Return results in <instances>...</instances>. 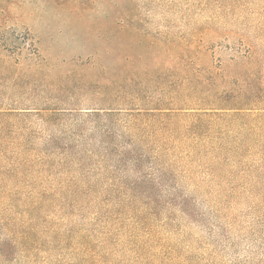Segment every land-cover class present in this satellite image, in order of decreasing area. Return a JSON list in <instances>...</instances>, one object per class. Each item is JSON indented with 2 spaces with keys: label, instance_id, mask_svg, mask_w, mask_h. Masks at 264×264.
<instances>
[{
  "label": "rangeland",
  "instance_id": "obj_1",
  "mask_svg": "<svg viewBox=\"0 0 264 264\" xmlns=\"http://www.w3.org/2000/svg\"><path fill=\"white\" fill-rule=\"evenodd\" d=\"M116 12L139 33L109 39L105 22ZM174 43L206 78L218 75L221 82L238 75V56L252 50L259 60L257 77L264 79V0H0V54L36 48L48 65L36 76L31 63L23 64L30 77L15 86L13 74L0 75V264H73V228L88 224L81 220L91 219L100 199L97 193L86 201L76 196L81 209L73 216V179H81L73 147L98 149L103 141L87 117L95 99L75 90L73 62L98 56V63L112 66L102 53L108 46L129 54L143 45L155 56ZM101 77L95 79L99 84L105 82ZM249 108L262 112L264 106ZM36 110L48 116L45 124L27 116ZM48 144L69 149L36 168H42L37 174L42 184L35 197L24 154ZM86 156L80 160L83 172L91 166ZM67 181L70 187L63 185ZM44 188L52 203L27 214L28 205L47 198ZM224 198L183 183L173 209H160L153 218L159 242L151 264H264V198L256 203ZM180 200L190 206L179 207ZM105 258L106 263L136 264L131 256Z\"/></svg>",
  "mask_w": 264,
  "mask_h": 264
},
{
  "label": "trees",
  "instance_id": "obj_2",
  "mask_svg": "<svg viewBox=\"0 0 264 264\" xmlns=\"http://www.w3.org/2000/svg\"><path fill=\"white\" fill-rule=\"evenodd\" d=\"M105 23L109 39L139 33L122 12ZM140 48L125 54L106 47L102 53L113 60L112 66L98 63V56L73 62L75 90L95 99L87 117L103 139L98 149L73 147V166L81 172V179H73V216L81 209L76 199L86 201L96 193L100 197L91 219L81 220L88 224L73 228V264H115L106 263L105 256H131L133 263L151 264L159 242L153 218L160 209H173L183 183L225 196L227 202L232 196L233 203L264 198V109L249 108L264 106V79L257 77L259 60L254 52L238 56V75L221 82L216 81L218 75L206 78L176 43L166 50L160 47L155 56L148 47ZM28 63L36 76L48 67L38 49H20L13 55L0 54V75L13 74L15 86L30 77L23 72ZM100 75L105 82L99 84L95 79ZM120 106L133 108H115ZM27 114L41 124L48 119L38 110ZM115 137L122 143L108 144ZM49 146L28 148L24 154L35 197L42 184L37 175L42 168H36L69 149ZM85 154L91 166L83 172L80 160ZM44 193L47 198L37 206L28 205L27 214L42 212V204L52 203L51 192L44 188ZM178 205L190 206L187 200ZM31 237L28 232L29 248L34 243Z\"/></svg>",
  "mask_w": 264,
  "mask_h": 264
}]
</instances>
